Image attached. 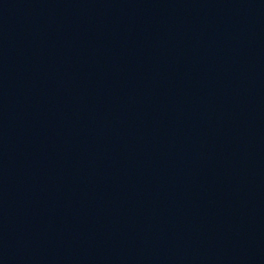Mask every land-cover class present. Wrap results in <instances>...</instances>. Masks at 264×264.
<instances>
[{
  "label": "water",
  "instance_id": "obj_1",
  "mask_svg": "<svg viewBox=\"0 0 264 264\" xmlns=\"http://www.w3.org/2000/svg\"><path fill=\"white\" fill-rule=\"evenodd\" d=\"M0 264H264V0H0Z\"/></svg>",
  "mask_w": 264,
  "mask_h": 264
}]
</instances>
